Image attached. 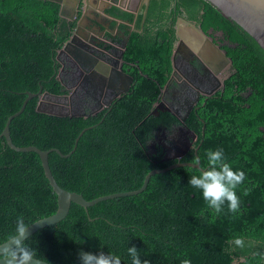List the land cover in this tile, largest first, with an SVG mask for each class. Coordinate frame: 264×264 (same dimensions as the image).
Here are the masks:
<instances>
[{"label": "trees", "instance_id": "16d2710c", "mask_svg": "<svg viewBox=\"0 0 264 264\" xmlns=\"http://www.w3.org/2000/svg\"><path fill=\"white\" fill-rule=\"evenodd\" d=\"M59 8L51 0H0V132L25 91L36 92L41 84L51 93L67 92L56 78L55 57L81 10L70 21ZM106 12L135 25L128 34V26L119 24L128 34L122 55L123 69L129 67L133 77L128 92L86 117L38 112L33 97L9 124L12 142L68 153L78 133L91 126L68 157L48 154L56 182L87 200L137 189L149 170L176 161L200 159L206 167L205 153L222 148L232 168L245 172L237 189L241 207L231 213L225 205L215 214L187 183L199 168L179 166L153 174L138 194L102 200L87 211L71 202L63 219L38 229L25 243L51 264H79L80 251L112 253L121 264H131L127 247L132 246L149 264H264V50L206 0H149L145 14L136 16L116 6ZM179 16L205 33L221 32L230 44L233 72L223 92L201 100L183 122L197 135L193 147L179 159H163L162 146L156 143L150 154L149 143L158 127L170 129L179 120L151 111L172 70ZM56 208L38 154L15 151L0 137V244L15 235L19 217L27 227ZM237 237L243 246L232 243Z\"/></svg>", "mask_w": 264, "mask_h": 264}, {"label": "water", "instance_id": "95a60500", "mask_svg": "<svg viewBox=\"0 0 264 264\" xmlns=\"http://www.w3.org/2000/svg\"><path fill=\"white\" fill-rule=\"evenodd\" d=\"M55 1L60 5L59 8V15L67 20H73L76 17L78 10H81L80 18H78L76 22V26L74 27L72 34L69 40L64 44L63 48H61L56 54V61H58L59 54L62 52L68 53L71 58L82 65H87L88 69H85L86 72H90L91 74L97 76L99 64H102L100 60L92 55V50L95 49V42L94 39L86 32V35L81 34V28L83 25V21L89 17L88 10L93 9L97 14L106 15L104 9L110 7L112 5L120 8L129 10L135 16L140 13L141 6L144 4L142 12L145 14L146 7L148 5L149 0H145L142 4L138 6L136 9H128L126 5H124V0H71L72 5H68V0H51ZM211 5H213L216 9H218L221 14L228 18L229 20L235 22L239 25L245 32H247L257 43L258 45L264 50V0H206ZM98 2H102L104 6H98ZM95 4V5H93ZM92 5L94 7H92ZM92 7V8H91ZM107 16V15H106ZM109 17V16H107ZM92 21L96 22L95 19H91ZM118 23L123 22L120 19H116ZM127 23V22H125ZM132 27H134V22L131 23ZM217 35L221 38V33L216 32ZM175 35L178 38L179 43L186 44L189 46L191 51L198 57L207 67L212 68L213 70H217L219 68L220 63L229 64L231 63V59L228 55H226L216 44L207 33L203 32L199 26H197L194 22L184 19L183 17H178L175 24ZM128 37L124 38V41L121 45L120 53L118 58L114 61V68L112 69L111 75L108 78V86L113 87L116 89L115 93H113L112 97L106 100L104 103H99L96 107H93L91 111L86 112L84 109L81 111H71L67 109L69 102L71 101L72 94L79 88L82 87V83L79 82L78 86L74 85L71 93H64V94H55L51 93L46 90H42L41 84H39L38 90L36 92L25 91L24 94L26 95L20 108L11 113L3 126V129L0 132V137H3L6 144L15 151L20 152H35L38 154L41 166L43 169V173L45 178L47 179L49 185L51 186L52 190L56 194L57 199V208L56 211L48 216L40 218L27 226L26 233L27 237L33 234L40 228L45 226L57 223L61 219H63L66 214L68 213L69 207L71 202L79 204L82 206L85 211H87V207L92 206L93 204L107 199H112L115 197L121 196H129L134 195L142 192L149 181V178L153 174L162 173L167 170L179 167V166H189L200 168L199 164L190 162V161H176L171 163L170 165L163 167V168H154L149 170L144 178L141 186L134 190L129 191H120L109 193L105 195H101L95 197L93 199L87 200L85 199L81 193H77L75 191H69L62 188L55 180L49 163H48V154L51 151H55L61 157H68L76 148L77 142L79 137L82 133L90 128L85 127L83 128L78 135L74 139L73 147L68 153H62L57 148H49V149H40L34 145H27V146H17L12 142L10 131H9V124L11 120L18 116L25 108V105L28 100L33 97H38V101L36 104V111L52 114L57 116H83L86 117L90 114H95L99 110H101L104 106H109L111 101L119 98L122 93L128 90V86L132 81V77L125 72H123L119 67V61L122 56L123 49L125 47L126 41ZM176 51L173 52V56ZM84 70V69H83ZM84 70V71H85ZM88 75V74H87ZM87 75H84L85 78ZM56 78L59 79V76L56 75ZM121 84L120 87L116 85ZM66 108V109H65ZM158 110H166L170 111L169 109H161L159 106L155 107L152 111L153 114H157ZM188 114V112L186 113ZM173 115H176L173 113ZM176 117L179 120L178 127V137L176 139V146L174 148V152L172 155L165 154L163 159H179L181 158L191 147L193 141L196 139V133L189 129L186 125L183 124L185 121L186 115ZM203 134V131H202ZM199 145L195 147V154L196 150L198 149ZM14 237V236H13ZM4 241L0 244V248H6L9 242L13 239ZM45 264H51L44 261Z\"/></svg>", "mask_w": 264, "mask_h": 264}, {"label": "flooded vegetation", "instance_id": "af4514ba", "mask_svg": "<svg viewBox=\"0 0 264 264\" xmlns=\"http://www.w3.org/2000/svg\"><path fill=\"white\" fill-rule=\"evenodd\" d=\"M107 8L104 9V12L109 17L100 13H95V15L89 16L83 21V25L80 30L82 35L85 36L87 32L90 34L92 39H94L95 49L92 50V55L102 62V64H99L100 69L98 70L97 76L91 74L90 72L87 73L85 69H88V66L83 65L82 68V65L73 60L68 53L62 52L59 54L57 61L59 67L56 73L59 76V79L62 80L64 89L67 91L66 93H71L73 90V88L69 87H74V85L78 86L79 82L82 83V87H79L72 94L71 101L67 106V109L71 111H81L84 109L85 111L88 110L89 112L99 103H104L106 100L112 97L113 93L116 91L115 88L108 86V78L111 75L112 69L114 68L113 63L118 58L124 38L128 37V34L134 27L131 25L132 22L125 23L126 21L122 20V23L128 26V34L125 35L123 29L119 27L120 23L115 26L114 20L109 21L108 18H116L107 14ZM91 19H95L96 22H94V20L92 21ZM113 21L114 24L112 26L111 22ZM215 33L216 32H212L211 30L207 32L208 36H210L212 40L218 44L220 49L226 55H228L226 46H230V44L227 42V40L223 39L222 35L221 38L216 37ZM69 38L63 43L59 50L63 48L64 44L69 40ZM174 51H176L174 57L171 55L172 70L167 81L160 88V94L154 104L152 111L155 109V107L159 106L161 109L167 108L170 111L158 110V113L154 114L156 116L160 115V113L167 112L172 115L174 113L178 116L186 115L187 118L191 111L196 112L199 109L200 106L198 103L201 100H204L202 101V104H204L207 97H210L217 92H223L225 85L224 82L230 77L233 69L231 67V63H220L219 68H216L217 70L207 67L198 57L195 56L189 46L179 43L177 37L173 44L172 54ZM129 63L132 64L131 62ZM118 64L121 65L119 68L123 72L130 75L128 73L129 67H125V70L123 69V56H121ZM84 75H87V77L85 78ZM132 82L133 77L128 86V90L130 89ZM116 86L120 87L121 84ZM128 90L126 92H128ZM124 93H122L121 96ZM105 107L108 106H104L103 108ZM187 112L188 114H186ZM176 115L174 116L176 117ZM178 137L180 136L178 135L177 125H173L170 129L158 127L154 133V138L149 143L150 149L148 152L150 154L155 153L154 148L156 143H158L162 146L163 156L165 154L172 155L176 146V139ZM192 147L193 143L190 148Z\"/></svg>", "mask_w": 264, "mask_h": 264}, {"label": "clouds", "instance_id": "9594fccd", "mask_svg": "<svg viewBox=\"0 0 264 264\" xmlns=\"http://www.w3.org/2000/svg\"><path fill=\"white\" fill-rule=\"evenodd\" d=\"M205 157L207 166H201L197 174L190 175L188 185L200 193L207 207L215 214H221L225 205L229 212L237 213L241 207L237 189L245 182V172L232 168L222 148L208 150ZM193 163L200 164V159H194ZM243 194L246 195V192ZM26 229L23 218L19 217L13 239L6 248H0V264H45L31 244L25 243ZM232 243L243 246V239L237 237ZM127 256L131 264H149L148 260H141V253L135 246L127 247ZM78 257L79 264H121L120 256L112 253L80 251ZM182 264L191 262L184 260Z\"/></svg>", "mask_w": 264, "mask_h": 264}, {"label": "crops", "instance_id": "0c3cea01", "mask_svg": "<svg viewBox=\"0 0 264 264\" xmlns=\"http://www.w3.org/2000/svg\"><path fill=\"white\" fill-rule=\"evenodd\" d=\"M145 0H124V5H126V8H128V9H137L138 8V6L140 5V4H142L143 2H144ZM68 5H72V1L71 0H68ZM93 5H95V4H93ZM92 5V7H94ZM98 6H104L103 5V3L102 2H98V4H97ZM143 6H144V4H142V6H141V10H140V12L142 11V9H143ZM91 7V8H92ZM122 10H125V9H122ZM127 11V10H126ZM129 11V10H128ZM130 12V11H129ZM88 13H89V16H93V15H95V11H93V9H90V10H88ZM132 13V12H131ZM135 16V15H134ZM109 19V21H112V20H114L115 21V26H117L119 23L116 21V19H113V18H108ZM120 23H122V22H120Z\"/></svg>", "mask_w": 264, "mask_h": 264}, {"label": "rangeland", "instance_id": "374dc122", "mask_svg": "<svg viewBox=\"0 0 264 264\" xmlns=\"http://www.w3.org/2000/svg\"><path fill=\"white\" fill-rule=\"evenodd\" d=\"M215 35H216V37L220 38V37L217 35V33H215ZM170 154H172V153H170Z\"/></svg>", "mask_w": 264, "mask_h": 264}]
</instances>
